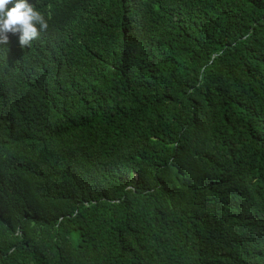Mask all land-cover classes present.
I'll list each match as a JSON object with an SVG mask.
<instances>
[{"label": "trees", "instance_id": "1", "mask_svg": "<svg viewBox=\"0 0 264 264\" xmlns=\"http://www.w3.org/2000/svg\"><path fill=\"white\" fill-rule=\"evenodd\" d=\"M70 2L0 50V264H264V0Z\"/></svg>", "mask_w": 264, "mask_h": 264}, {"label": "clouds", "instance_id": "2", "mask_svg": "<svg viewBox=\"0 0 264 264\" xmlns=\"http://www.w3.org/2000/svg\"><path fill=\"white\" fill-rule=\"evenodd\" d=\"M57 3L64 18L71 0H0V50H31L43 59L47 49L46 33L55 27L57 13L49 2ZM79 15L73 14L78 24Z\"/></svg>", "mask_w": 264, "mask_h": 264}]
</instances>
